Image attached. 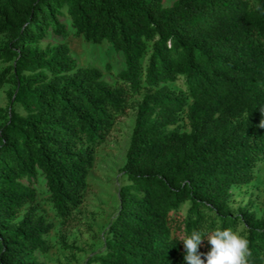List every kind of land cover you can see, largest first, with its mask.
Listing matches in <instances>:
<instances>
[{"label":"trees","instance_id":"obj_1","mask_svg":"<svg viewBox=\"0 0 264 264\" xmlns=\"http://www.w3.org/2000/svg\"><path fill=\"white\" fill-rule=\"evenodd\" d=\"M69 29L123 53L119 84L80 66L67 41L41 45ZM0 63V86L11 84L0 108V264H45L55 223L35 183L70 219L95 149L139 93L119 208L88 264H187L178 238L217 225L246 237L247 264H264V217L253 201L232 206L233 188L264 163V0H0ZM209 248L205 239L199 251Z\"/></svg>","mask_w":264,"mask_h":264},{"label":"rangeland","instance_id":"obj_2","mask_svg":"<svg viewBox=\"0 0 264 264\" xmlns=\"http://www.w3.org/2000/svg\"><path fill=\"white\" fill-rule=\"evenodd\" d=\"M174 0H165L166 5ZM67 41L71 53L80 66H96L103 75L117 82L116 73L126 66L124 55L117 52L112 43L105 40L102 43L86 41L72 29L69 34L61 37L49 36L41 45L47 42ZM0 63V71L6 66ZM108 65L111 67L109 70ZM182 86L181 82L175 85ZM11 84L0 86V108L9 104L8 90ZM142 94L129 98L130 106L117 115L106 140L95 149V161L88 176V187L82 205L66 222L56 218L55 211L47 200L45 183L42 177L35 183L39 190L38 202L40 211L55 227L48 234L51 248L48 253H40L45 264H88L91 257L104 250L105 234L110 221L119 208V188L126 182V176L121 167L126 160V152L136 117V103ZM2 121V118H0ZM256 178L249 184L235 186L232 190V206L237 209L250 204L260 218L264 217V163L256 167ZM78 247L79 250L64 247L63 243Z\"/></svg>","mask_w":264,"mask_h":264},{"label":"clouds","instance_id":"obj_3","mask_svg":"<svg viewBox=\"0 0 264 264\" xmlns=\"http://www.w3.org/2000/svg\"><path fill=\"white\" fill-rule=\"evenodd\" d=\"M178 239L186 250L187 264H247L248 240L238 229L217 225L210 231L192 230ZM205 239L210 248L202 253L199 248Z\"/></svg>","mask_w":264,"mask_h":264}]
</instances>
